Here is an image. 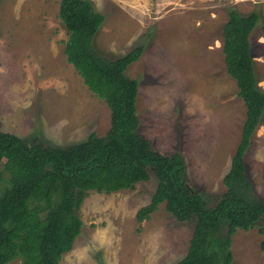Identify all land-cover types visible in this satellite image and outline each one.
<instances>
[{
  "label": "rangeland",
  "instance_id": "374dc122",
  "mask_svg": "<svg viewBox=\"0 0 264 264\" xmlns=\"http://www.w3.org/2000/svg\"><path fill=\"white\" fill-rule=\"evenodd\" d=\"M104 16L93 42L108 60L136 46L125 71L136 80L138 132L161 154L178 153L184 179L213 207L226 191L245 106L226 73L222 29L234 9L259 20L249 36L257 86L264 91V0H89ZM60 0H0V131L24 142L68 148L91 133L104 136L110 111L66 61L68 35ZM247 176L264 200V110L245 152ZM157 186L148 181L113 193L89 191L76 210L82 222L60 264H176L193 222L180 223L159 205L138 224L136 211ZM259 225L230 236V264H264ZM9 264H22L17 258Z\"/></svg>",
  "mask_w": 264,
  "mask_h": 264
},
{
  "label": "trees",
  "instance_id": "16d2710c",
  "mask_svg": "<svg viewBox=\"0 0 264 264\" xmlns=\"http://www.w3.org/2000/svg\"><path fill=\"white\" fill-rule=\"evenodd\" d=\"M58 17L68 35L66 61L107 105L110 126L104 136L91 133L68 148L28 144L0 131V264L17 258L22 264H60L80 234L76 210L89 191L130 190L150 175L157 186L136 211V222L148 220L163 204L176 221L194 224L188 250L176 264H230V236L258 225L264 250V200L255 193L244 162L264 110V91L257 86L249 45L258 14L243 16L232 9L222 29L226 73L236 82L245 118L222 179L226 191L211 208L185 181L181 156L161 154L138 132V84L125 71L140 58L143 47L115 60L98 53L93 42L104 16L89 0H60Z\"/></svg>",
  "mask_w": 264,
  "mask_h": 264
}]
</instances>
